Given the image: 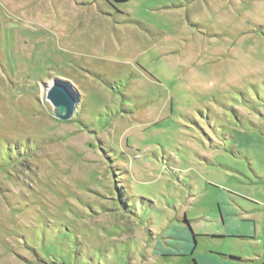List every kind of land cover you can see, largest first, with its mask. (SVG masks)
Wrapping results in <instances>:
<instances>
[{
    "label": "rangeland",
    "instance_id": "374dc122",
    "mask_svg": "<svg viewBox=\"0 0 264 264\" xmlns=\"http://www.w3.org/2000/svg\"><path fill=\"white\" fill-rule=\"evenodd\" d=\"M0 264H264V0H0Z\"/></svg>",
    "mask_w": 264,
    "mask_h": 264
},
{
    "label": "water",
    "instance_id": "95a60500",
    "mask_svg": "<svg viewBox=\"0 0 264 264\" xmlns=\"http://www.w3.org/2000/svg\"><path fill=\"white\" fill-rule=\"evenodd\" d=\"M61 82L65 84L64 87H53L48 95L57 106L56 115L66 119L72 115L73 108L77 104L80 94L71 81L61 79ZM64 112H66V114H64Z\"/></svg>",
    "mask_w": 264,
    "mask_h": 264
},
{
    "label": "trees",
    "instance_id": "16d2710c",
    "mask_svg": "<svg viewBox=\"0 0 264 264\" xmlns=\"http://www.w3.org/2000/svg\"><path fill=\"white\" fill-rule=\"evenodd\" d=\"M116 2H125V1H128V0H114Z\"/></svg>",
    "mask_w": 264,
    "mask_h": 264
}]
</instances>
